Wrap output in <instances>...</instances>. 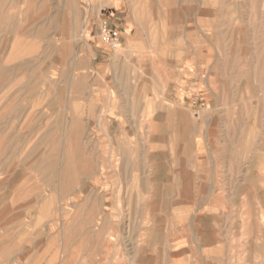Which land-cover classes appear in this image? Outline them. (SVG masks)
I'll list each match as a JSON object with an SVG mask.
<instances>
[{
	"label": "rangeland",
	"instance_id": "obj_1",
	"mask_svg": "<svg viewBox=\"0 0 264 264\" xmlns=\"http://www.w3.org/2000/svg\"><path fill=\"white\" fill-rule=\"evenodd\" d=\"M0 264H264V0H0Z\"/></svg>",
	"mask_w": 264,
	"mask_h": 264
},
{
	"label": "built area",
	"instance_id": "obj_2",
	"mask_svg": "<svg viewBox=\"0 0 264 264\" xmlns=\"http://www.w3.org/2000/svg\"><path fill=\"white\" fill-rule=\"evenodd\" d=\"M109 38H110V42H112L113 43V45H114V47H117V37H116V35L114 34V33H110L109 34Z\"/></svg>",
	"mask_w": 264,
	"mask_h": 264
},
{
	"label": "bare ground",
	"instance_id": "obj_3",
	"mask_svg": "<svg viewBox=\"0 0 264 264\" xmlns=\"http://www.w3.org/2000/svg\"><path fill=\"white\" fill-rule=\"evenodd\" d=\"M170 11V10H169ZM31 54V53H30ZM40 206V205H39ZM151 208V207H150ZM48 247V246H47ZM43 251V250H42ZM48 260V259H47Z\"/></svg>",
	"mask_w": 264,
	"mask_h": 264
}]
</instances>
